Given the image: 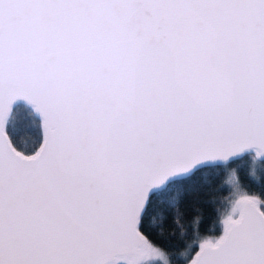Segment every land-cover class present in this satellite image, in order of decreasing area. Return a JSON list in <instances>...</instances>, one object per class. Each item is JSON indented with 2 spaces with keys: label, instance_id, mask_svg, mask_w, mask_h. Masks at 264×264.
I'll return each instance as SVG.
<instances>
[{
  "label": "snow or ice",
  "instance_id": "snow-or-ice-1",
  "mask_svg": "<svg viewBox=\"0 0 264 264\" xmlns=\"http://www.w3.org/2000/svg\"><path fill=\"white\" fill-rule=\"evenodd\" d=\"M238 161L264 181V0H0V264H264Z\"/></svg>",
  "mask_w": 264,
  "mask_h": 264
},
{
  "label": "trees",
  "instance_id": "trees-1",
  "mask_svg": "<svg viewBox=\"0 0 264 264\" xmlns=\"http://www.w3.org/2000/svg\"><path fill=\"white\" fill-rule=\"evenodd\" d=\"M22 118L24 114L21 113ZM18 143L22 146L32 145L33 137L30 132L23 131L21 135L17 138ZM233 169H239L238 175L244 190L249 193H260L264 191V181L261 180L260 173L258 171L253 175V166L247 161H238L237 164L232 166ZM258 168V166H257ZM232 169H229L223 176L216 180L213 188L210 190L211 193L208 197V203L204 205V219L201 225V236H213L219 234V219L228 210V206L225 202V197L229 194V190L232 188V181L236 179V176L229 177V173ZM224 188L225 191L220 192L219 189ZM174 242V241H173ZM186 243H192L191 240L186 241ZM182 251H185L182 249ZM186 251H191L187 249ZM184 257H178V260L174 264H180Z\"/></svg>",
  "mask_w": 264,
  "mask_h": 264
},
{
  "label": "water",
  "instance_id": "water-1",
  "mask_svg": "<svg viewBox=\"0 0 264 264\" xmlns=\"http://www.w3.org/2000/svg\"><path fill=\"white\" fill-rule=\"evenodd\" d=\"M194 255V253H192Z\"/></svg>",
  "mask_w": 264,
  "mask_h": 264
}]
</instances>
